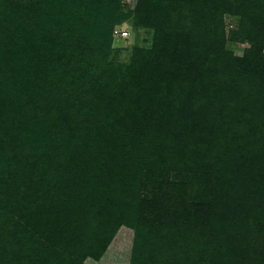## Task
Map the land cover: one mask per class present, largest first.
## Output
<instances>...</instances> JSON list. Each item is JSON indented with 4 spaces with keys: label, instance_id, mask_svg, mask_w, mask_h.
Masks as SVG:
<instances>
[{
    "label": "rangeland",
    "instance_id": "rangeland-1",
    "mask_svg": "<svg viewBox=\"0 0 264 264\" xmlns=\"http://www.w3.org/2000/svg\"><path fill=\"white\" fill-rule=\"evenodd\" d=\"M136 2L0 0V264H264V0L213 30L175 0L198 45L224 33L215 83L143 121Z\"/></svg>",
    "mask_w": 264,
    "mask_h": 264
},
{
    "label": "trees",
    "instance_id": "trees-1",
    "mask_svg": "<svg viewBox=\"0 0 264 264\" xmlns=\"http://www.w3.org/2000/svg\"><path fill=\"white\" fill-rule=\"evenodd\" d=\"M117 1L113 0V2ZM174 1L163 0L159 4L154 0H137L136 2L135 29L139 26L151 27L155 29V38L151 48L141 49V54L145 58L142 59V63L140 61L135 63L137 69L133 74V88H130L132 85L128 88L124 102L127 112L132 111L135 119L143 121L148 116L158 114L171 116L172 114L169 115L167 112L173 107L172 102H177V106L180 107L178 110L182 112H185L188 107L189 110H192V107L200 108L201 95L205 98L207 91L213 88L215 83L213 73L217 70L215 59L218 56L213 47L215 44L219 46L218 43L221 45L224 43L221 39V33L222 35L224 33H220L218 43L207 41L205 44L198 45L197 41L192 39L193 35H190L188 31H179L169 19L170 14L167 11L171 10L170 7L173 6L171 4ZM185 1L181 0V3ZM191 4V13L201 11L206 13L205 18L208 17L207 19L211 21L209 26L211 30L217 25L222 28L223 14L234 11L232 0H192ZM163 14L166 16L162 20ZM190 15L195 17L193 14ZM199 19L202 17L197 18V21H200ZM129 31L132 32L131 29ZM204 74L207 78L202 81L203 89L201 93H198L196 89L198 79H201Z\"/></svg>",
    "mask_w": 264,
    "mask_h": 264
}]
</instances>
